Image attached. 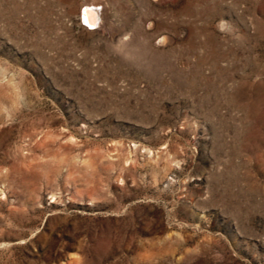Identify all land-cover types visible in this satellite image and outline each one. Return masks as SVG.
Wrapping results in <instances>:
<instances>
[{"label": "rangeland", "instance_id": "rangeland-1", "mask_svg": "<svg viewBox=\"0 0 264 264\" xmlns=\"http://www.w3.org/2000/svg\"><path fill=\"white\" fill-rule=\"evenodd\" d=\"M0 264H264V0H0Z\"/></svg>", "mask_w": 264, "mask_h": 264}, {"label": "bare ground", "instance_id": "bare-ground-1", "mask_svg": "<svg viewBox=\"0 0 264 264\" xmlns=\"http://www.w3.org/2000/svg\"><path fill=\"white\" fill-rule=\"evenodd\" d=\"M93 12V11H92ZM91 11H86L85 12V17L87 18V21H88V23H90V25H92L91 24V21H93L94 19H95V15L92 13ZM222 24V23H221ZM224 25V24H223ZM223 27H225V25L223 26ZM127 38V37H126Z\"/></svg>", "mask_w": 264, "mask_h": 264}]
</instances>
